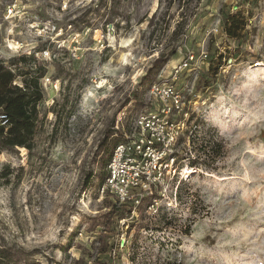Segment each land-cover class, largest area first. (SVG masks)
Segmentation results:
<instances>
[{"label": "rangeland", "instance_id": "obj_1", "mask_svg": "<svg viewBox=\"0 0 264 264\" xmlns=\"http://www.w3.org/2000/svg\"><path fill=\"white\" fill-rule=\"evenodd\" d=\"M237 13L246 26L232 40L223 20ZM189 53L200 62L173 80ZM0 59L44 71L31 150L0 147V250L18 264H111L89 225L113 196L88 175L106 137L124 141L156 109L148 89L162 82L185 98L177 152L192 173L169 183L171 206L119 222L112 260L264 264V0H0ZM212 136L223 146L213 172L196 153Z\"/></svg>", "mask_w": 264, "mask_h": 264}, {"label": "built area", "instance_id": "obj_2", "mask_svg": "<svg viewBox=\"0 0 264 264\" xmlns=\"http://www.w3.org/2000/svg\"><path fill=\"white\" fill-rule=\"evenodd\" d=\"M202 58L207 57L203 54ZM198 62L193 54H187L172 67V79L186 70L194 71ZM148 100L156 104V109L139 114L134 132L130 136L125 134V140L114 147L100 188V193H109L118 204L130 205L131 216L145 200L148 202L144 211L148 215L155 214L162 201L171 206L177 200V187H170L169 183L186 175L184 170L189 167L184 161L183 165L178 162L177 152L188 116L184 96L174 86L162 82L149 87ZM176 114L183 119L173 120Z\"/></svg>", "mask_w": 264, "mask_h": 264}, {"label": "trees", "instance_id": "obj_3", "mask_svg": "<svg viewBox=\"0 0 264 264\" xmlns=\"http://www.w3.org/2000/svg\"><path fill=\"white\" fill-rule=\"evenodd\" d=\"M246 26V22L241 13L235 15H228L223 20V33L229 39L239 38L241 31ZM17 66L27 64L26 59H18ZM16 62L12 66H16ZM35 71L31 67L10 68L5 66L4 62L0 59V147L7 150L13 148H23L31 150L33 139L37 128V105L43 98V92L40 87V79L44 75V71ZM40 72V73H39ZM33 74L35 76H33ZM21 80V84L17 83ZM140 105L135 107L136 110L140 109ZM5 120V124H2ZM102 142L100 148V170L95 174L88 175V181L92 176L97 177V187L100 190L107 175V165L111 158L114 147L118 144V139L108 140ZM112 140V141H111ZM184 142V141H183ZM222 143L212 136V147L204 149L199 146L196 150L198 156L203 155L205 158H212V172L215 171L214 162L222 157ZM208 154V155H205ZM196 157L191 164L195 165L198 159ZM178 157V162L181 164ZM183 161V160H182ZM202 166L210 168L202 161ZM148 200H145L144 206ZM104 211L92 220H90V229L97 231L95 241L97 246L95 248L97 258L108 257L111 264H115L112 260V246L109 239L117 232L118 224L121 221L127 220L131 217L132 207L130 205L118 204L116 199L112 197L111 200L104 199ZM13 261L18 264L16 255L10 249L0 250V264ZM92 264H107L106 262L100 263L94 259ZM126 264V263H119Z\"/></svg>", "mask_w": 264, "mask_h": 264}, {"label": "bare ground", "instance_id": "obj_4", "mask_svg": "<svg viewBox=\"0 0 264 264\" xmlns=\"http://www.w3.org/2000/svg\"><path fill=\"white\" fill-rule=\"evenodd\" d=\"M9 48H10V49H17V46L14 45V44L9 43ZM259 65L261 66L262 64H259ZM186 173H187V174H191L192 171H186Z\"/></svg>", "mask_w": 264, "mask_h": 264}]
</instances>
